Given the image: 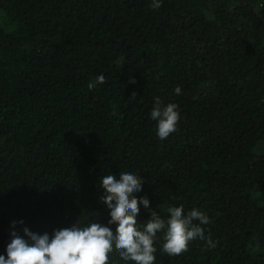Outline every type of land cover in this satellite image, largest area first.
<instances>
[{
  "label": "trees",
  "instance_id": "trees-1",
  "mask_svg": "<svg viewBox=\"0 0 264 264\" xmlns=\"http://www.w3.org/2000/svg\"><path fill=\"white\" fill-rule=\"evenodd\" d=\"M151 3L0 0L5 258L13 221L22 236L107 225L100 178L132 172L150 202L141 227L170 206L209 217L215 247L196 239L169 256L157 233L155 264H264V0ZM157 98L180 113L164 140ZM109 264L135 262L113 251Z\"/></svg>",
  "mask_w": 264,
  "mask_h": 264
},
{
  "label": "clouds",
  "instance_id": "clouds-1",
  "mask_svg": "<svg viewBox=\"0 0 264 264\" xmlns=\"http://www.w3.org/2000/svg\"><path fill=\"white\" fill-rule=\"evenodd\" d=\"M160 6L161 0H152L150 5L154 10ZM105 82V76L100 74L87 87L91 90L97 83ZM181 91L179 86L175 88L177 95ZM135 95L133 93V97ZM150 117L156 121L157 137L167 139L177 129L180 119L178 105H163L157 98ZM99 184L103 190L99 200L109 212L107 225H116L114 231L100 222L82 227L76 221L70 227L53 230L51 235L47 232L38 234L25 227L22 236L15 229L16 222L13 221L11 240L6 247L7 258L0 255V264H109V254L113 251L125 262L155 264L157 233L162 234V251L169 256L188 251L189 243L196 239L205 240L210 247H215L210 234L206 236L201 227L209 223V217L196 208L185 214L183 206H170L166 210V219L152 210L150 218L141 227L137 219L140 205L148 208L150 203L146 196L138 198L135 195L142 190L141 176L121 172L117 178L110 174L101 177Z\"/></svg>",
  "mask_w": 264,
  "mask_h": 264
}]
</instances>
